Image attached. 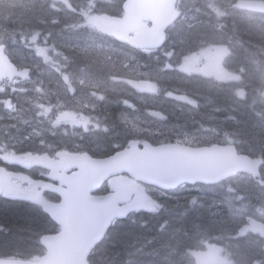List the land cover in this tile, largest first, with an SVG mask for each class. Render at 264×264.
I'll return each instance as SVG.
<instances>
[{
  "label": "snow or ice",
  "instance_id": "snow-or-ice-1",
  "mask_svg": "<svg viewBox=\"0 0 264 264\" xmlns=\"http://www.w3.org/2000/svg\"><path fill=\"white\" fill-rule=\"evenodd\" d=\"M207 4L211 11L204 15L208 16V20L197 22L208 24L218 32L223 31L227 26L225 18L232 14L229 9H247L264 14V0H236L235 3H232L231 0H207ZM189 5L194 7L195 0H185L183 6L179 3L173 6L172 17L169 21L172 27H175L174 21L186 14L185 8ZM32 7L38 13L35 19L39 25H61L63 20L61 31L70 29L78 33L87 30L90 38L97 32L103 31L96 22V17L92 16L89 11L79 9L71 0H33ZM196 11H200L199 8H196ZM257 26L259 31L264 34V20ZM187 27L193 28L195 25L188 24ZM6 35L13 41L17 39L16 32L10 31ZM6 35L4 32H0V93L9 86L26 82L30 87L22 88L20 91L33 90L41 96L54 97V103L51 102V99L47 103H35V107L39 109L36 113L37 116L47 118L54 109L56 110L57 116L54 121H51L52 127L67 124L72 128H82L84 132H88L91 125L93 130L107 132V126L101 128L98 120L94 122L91 113H95L101 104L128 105L129 102L126 99L111 100L109 97V93L115 91L112 85L120 79L118 76L120 69L112 62L108 49L93 48L91 45L81 47L58 43L54 39L53 28L44 30L34 26L30 30L20 32L19 39L25 47L31 50L35 56V63H22L21 66H16L10 60L7 52ZM167 38V32H160L151 46L142 47L141 50L151 55ZM202 52H212L217 66L221 69L223 61L233 54L227 44L203 48ZM167 55L171 57L172 53H167ZM183 59L186 64L199 62V57L192 54H186ZM121 63L123 68L129 69L124 83L137 91H156L155 86L150 83L148 73L130 68L127 60ZM181 70H183V66H181ZM245 72L246 70L241 67L239 73L225 72L223 75H217L216 78L220 81L227 79L239 82L242 81ZM256 73L264 80V65H260L256 69ZM11 91L15 92L16 89L13 87ZM234 95L241 100L246 99V93L242 88L235 89ZM189 103L195 104L194 101H189ZM0 104H3L9 111L16 110L10 99L0 100ZM84 109L90 110L89 114H85ZM258 115L264 119V113H258ZM121 121H127L126 115L121 114ZM248 170L255 175V163L251 164ZM236 198L244 199L243 196ZM196 202L195 198L191 201L192 204ZM253 230L264 232V228H260L258 225L254 226Z\"/></svg>",
  "mask_w": 264,
  "mask_h": 264
},
{
  "label": "trees",
  "instance_id": "trees-1",
  "mask_svg": "<svg viewBox=\"0 0 264 264\" xmlns=\"http://www.w3.org/2000/svg\"><path fill=\"white\" fill-rule=\"evenodd\" d=\"M89 1L74 0L72 3L75 6L77 5L79 9L87 11ZM11 11L15 14H21L18 19L22 22L31 23L33 27L37 26L36 22L38 21L35 19L38 15L37 12L34 14L31 11L34 15L30 16L26 12L18 10V8ZM94 13L104 12L103 9H98ZM1 22L4 23L5 19H2ZM61 24H63V20ZM179 26L186 27L183 24ZM212 30L210 27L208 29V27L203 26L197 33L191 31L186 35L176 34L175 28L170 30L167 47L173 48L178 55L174 62H179L184 55L190 52L191 48L185 45L188 42L197 39L201 43L208 41L207 39H214L216 34ZM236 30V38L243 45L252 47V49L236 50V54L241 57L238 60L240 63H244L246 70L242 81L217 84L206 81V83H203L199 77L184 81L172 75L171 77H165L163 73V76L159 78L160 85L162 87L174 85V87L187 93L201 94L209 99L212 97L211 103L221 109L222 115L232 112V107L235 108V104L239 101L236 100L234 95L235 89H263L261 78L254 73L255 66L243 56L249 57V52H251L253 56L260 60L259 52L260 49H264V39L256 31L253 30L250 33L246 30L243 22L239 24ZM82 32L84 30L78 33L72 30H60V37L69 41H72L75 37L78 41L81 37H86ZM88 38L95 44V35ZM215 42L221 41H209L208 44ZM61 43L63 42L61 41ZM262 65H264V60H262ZM233 66L235 65H229V67ZM239 66L241 67V64ZM237 73H239V69H237ZM242 109L243 107H238L234 113L237 118L235 131L238 140L241 141L239 147L244 153L261 156L260 143L263 141L264 121L256 119L254 113L252 122L248 124L247 119L242 114ZM108 115L110 119H114V116ZM180 125L182 124L178 123L176 126ZM225 128L226 130L230 129L229 122L225 124ZM99 136L94 137L93 144L106 152L109 151L110 147L107 146H110L111 143L109 137ZM249 188L251 192H248V194H254L252 193L254 192L253 184ZM171 209L166 214L158 216L140 213L131 216L127 220L117 222L110 230L107 238L91 254L90 264H185L182 255L175 254V252L179 249H188L193 244L199 246L205 237L212 236L213 233H207V231L215 229L216 225L212 224V220L205 222L203 220L205 215L203 214L195 216L193 213H188L184 216L179 209ZM223 227L224 225H222ZM54 231H56V226L40 207L32 204L0 202V257L22 259L40 257L44 254V249L40 244L41 237ZM247 255L254 261H259L262 257L260 251H248ZM240 264H247V261L242 260Z\"/></svg>",
  "mask_w": 264,
  "mask_h": 264
},
{
  "label": "water",
  "instance_id": "water-1",
  "mask_svg": "<svg viewBox=\"0 0 264 264\" xmlns=\"http://www.w3.org/2000/svg\"><path fill=\"white\" fill-rule=\"evenodd\" d=\"M175 2L176 0H168L166 10L161 4L152 3V10L147 8L146 12L148 20L155 24V31L144 29L133 44L151 45L158 33L165 32L170 25ZM124 10L125 20L100 17L96 22L108 30L129 31L140 24V17L136 15L133 7L125 6ZM120 39L125 41L127 36L120 35ZM39 159L47 163L45 158ZM84 159V169L71 180L68 190L56 191L54 187L49 188L50 191L60 194L61 205L44 206L52 219L65 227L63 238L56 241L43 238L45 247L48 248V244H53V247L39 263L0 260V264H89L91 251L104 240L113 221L127 218L137 206H144L149 210L151 208L152 201L147 199L144 188L125 177L115 178L119 174L128 173L139 182L170 190L183 184H212L226 175L230 177L239 172L252 174L248 168L253 163L256 166L254 177H258L262 165V160L253 161L236 155L232 148L169 145L157 148L146 146L140 151L134 143L129 150L105 160H95L87 156ZM111 178L114 179L110 180ZM107 180H110L111 193L90 198V193ZM136 195L134 204L131 207L126 206ZM33 199L36 200L37 197ZM257 225L264 228L255 220L251 221L250 228L253 230ZM253 231L264 237V232Z\"/></svg>",
  "mask_w": 264,
  "mask_h": 264
},
{
  "label": "flooded vegetation",
  "instance_id": "flooded-vegetation-1",
  "mask_svg": "<svg viewBox=\"0 0 264 264\" xmlns=\"http://www.w3.org/2000/svg\"><path fill=\"white\" fill-rule=\"evenodd\" d=\"M200 40L198 41V44ZM205 46H209L211 44H203ZM16 66H21L22 64L16 62ZM133 69H136L135 67ZM35 72V70H34ZM15 88L16 91H11V88ZM30 87L26 82H21L16 85L9 86L5 89L4 92L0 93V100L10 99L12 103L15 105V111H9L4 107L3 104H0V185L9 189L12 193L4 192L0 198L6 200H19L22 199L23 202H31L40 204V200L42 203L45 202H54L59 203L60 198L58 195L44 191L42 185H54V186H65L67 181H70L71 177L78 172V165L71 162V156L79 155H89L95 159L106 158L110 155H104L102 153V149L93 144V135H100L104 137H109V139L114 140L115 138L124 139L126 134L121 136H114L116 131L115 129H108L107 132L104 131H96L91 129L88 132H84L82 128H72L70 125L61 124L58 127H53L55 130H59L62 132H69L68 137L61 139L59 142V146L56 150H53L49 154L50 161L46 168H34L28 166L26 162L28 161V157H36L38 153V148L35 144H32L30 147V156H29V148L27 147V135L29 128V118L30 115L23 107L22 99L24 100L27 95V92H22L20 89ZM45 99L49 102H55L54 97H49V95H43ZM40 96L38 95L35 100H38ZM85 114H89L90 110L84 109ZM94 115V122L99 121L101 128L109 125L113 122L109 120L108 110L104 105L100 106L99 109L95 113H91ZM57 113L54 109L48 117H51V120L54 121L56 119ZM48 117L44 118L48 121ZM51 122V121H50ZM113 125V124H111ZM77 134H87L83 138H75L73 135ZM138 131H131V135H127V138L132 140L141 139L142 136L139 135ZM133 138V139H132ZM129 141V142H130ZM127 145L120 144L114 149L117 151L125 149ZM115 151V152H117ZM114 152V153H115ZM113 153V154H114ZM43 153L42 155H44ZM8 177V179H6ZM107 192V186L104 185L102 188L96 192V196L104 195ZM31 196H38V201L34 202L29 199V194ZM209 206H202L200 210L203 214L208 215L211 218H231L226 215V209L228 205L225 204L223 207L215 208L211 205L213 201L209 200ZM213 209V210H212ZM212 224L216 225L215 229L207 231V233H213L220 231L222 229V225L228 226L230 223H221L220 221H214ZM249 239L254 240L257 245L261 246V259L254 264H264V242L262 244L261 240H258L254 236H250ZM197 241V240H196ZM192 246V245H191ZM190 246V247H191ZM235 264H237V259L235 258Z\"/></svg>",
  "mask_w": 264,
  "mask_h": 264
},
{
  "label": "rangeland",
  "instance_id": "rangeland-1",
  "mask_svg": "<svg viewBox=\"0 0 264 264\" xmlns=\"http://www.w3.org/2000/svg\"><path fill=\"white\" fill-rule=\"evenodd\" d=\"M27 1L29 3H33V0H27ZM19 16H21V14L13 13L11 11V9L9 8V6H7V5L0 8V22L2 19H5L4 23L11 25V28L14 30H18L20 27L24 28V26L27 25L25 21L22 22L21 20L18 19ZM16 20H18V21H16ZM17 41H18V39H16L14 42L17 43ZM222 44H225V43H222ZM218 45H221V44H218ZM26 49H28L27 51H29L32 54V52L29 48L26 47ZM195 56L199 57V62L198 63L192 62V63H187V64L185 62H183V70L191 72V73H199V74L207 75V76H210L214 79H217L216 78L217 75H223L225 73V71L223 70V69H225L224 66L222 69L217 66V61H216L212 52L203 53L202 51H200ZM32 57H33V55H32ZM230 57L226 58L224 61H226ZM29 60L33 61L31 58H29ZM254 66H255L254 73H256V69L259 67L257 62L254 63ZM241 67H243L245 69V65L243 63H241ZM256 74H258V73H256ZM224 81H228V80L225 79ZM224 81H220V82H224ZM262 81H264V80H262ZM258 103H261L264 105V83H263V89L262 90L258 89L254 93V95L252 96L251 107L255 108L256 104H258ZM134 125H136V121H134ZM139 127H141V126H139ZM195 198H197V197H195ZM249 250L257 252V251L261 250V247L259 245H254ZM192 256L194 259V264H196V260H197L196 254H194ZM219 262H220L219 257H211V259H207L206 262L203 264H219ZM197 264H199L198 261H197Z\"/></svg>",
  "mask_w": 264,
  "mask_h": 264
},
{
  "label": "bare ground",
  "instance_id": "bare-ground-1",
  "mask_svg": "<svg viewBox=\"0 0 264 264\" xmlns=\"http://www.w3.org/2000/svg\"><path fill=\"white\" fill-rule=\"evenodd\" d=\"M77 6V5H76ZM79 7H80V5H79ZM207 27V26H206ZM208 29H209V27H208ZM212 31H214V30H212ZM191 38V37H190ZM208 41H203V42H201L200 44H208V42L209 41H213V40H209V39H207ZM198 41L199 40H193V41H190V42H188V44L189 45H193V44H195V43H198ZM214 44H222V42H215ZM258 55V54H257ZM252 68V67H251ZM251 70V69H250ZM247 75H248V73H247ZM248 76H250V75H248ZM249 78V77H248ZM247 79V78H246ZM249 83V82H248ZM250 87V86H249ZM247 89V88H246ZM248 90V89H247ZM256 157H258L259 159H261L262 160V162L264 163V151L262 152V155L261 156H256ZM253 188V187H252ZM254 190V189H253ZM251 192V191H250ZM253 193V192H252ZM187 244V243H186ZM262 250V249H261ZM261 250H259L260 252H261ZM248 251H250L249 250V248H246L245 250H243L237 257H236V259H237V264H240V262L242 261V260H245V261H247V264H254V263H256L257 261H254V260H252V259H250L249 257H248V255H247V252ZM263 251V250H262ZM183 261V260H182Z\"/></svg>",
  "mask_w": 264,
  "mask_h": 264
}]
</instances>
